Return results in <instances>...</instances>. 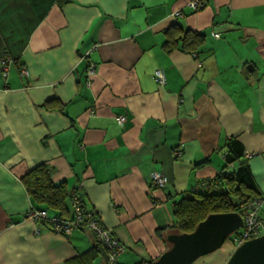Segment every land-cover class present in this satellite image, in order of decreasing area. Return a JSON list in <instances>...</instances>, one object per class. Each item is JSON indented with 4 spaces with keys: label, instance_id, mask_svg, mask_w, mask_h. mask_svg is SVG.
I'll return each instance as SVG.
<instances>
[{
    "label": "crops",
    "instance_id": "obj_1",
    "mask_svg": "<svg viewBox=\"0 0 264 264\" xmlns=\"http://www.w3.org/2000/svg\"><path fill=\"white\" fill-rule=\"evenodd\" d=\"M190 1L0 0V60H18L7 76L0 68V264H81L95 253L89 229L64 236L25 217L39 204L23 177L40 164L69 192L80 186L126 246L115 264H147L170 247L174 202L219 174L230 137L264 194V0L196 11ZM176 27L205 36L198 55L169 42ZM227 260L224 249L202 263ZM90 264L108 263L98 251Z\"/></svg>",
    "mask_w": 264,
    "mask_h": 264
},
{
    "label": "trees",
    "instance_id": "obj_2",
    "mask_svg": "<svg viewBox=\"0 0 264 264\" xmlns=\"http://www.w3.org/2000/svg\"><path fill=\"white\" fill-rule=\"evenodd\" d=\"M176 28L175 30L167 31L169 42L173 43L177 40H182L185 50L190 51L194 55H198L199 47L205 36L199 32L184 31L179 27ZM178 31H182V35L174 37L175 33ZM7 59H9V61ZM3 60H7L10 64H18V60H15L10 55H5L0 60L2 72ZM22 66L24 65H19V74ZM245 156V148L237 137H230L226 140L224 152L225 164L223 169L214 179L203 181L206 183V187L190 190L182 194L180 198L174 202V222L169 227L171 231L176 233H190L194 231L197 225L206 219L208 215L222 212H241L240 205L242 203L263 195L257 190L256 183L250 167L247 164V160H245ZM23 182L33 200L39 204V206H35L36 208L59 211L60 213L57 215L71 217L73 212L72 203H70L72 202V192H69L65 183L62 182L57 184L52 180L50 169L46 165L40 164L31 169L23 177ZM200 184L201 183H199V185ZM76 188L78 189V187ZM81 190L82 188L78 189L77 192L81 198L83 208H86ZM67 211L71 213L69 216L64 215ZM89 211L93 215H96V212L93 210ZM233 250V244L228 246L227 259ZM94 251L95 253H98V251L102 252L108 263L107 249L98 240ZM91 252L89 251L83 254L82 259H80L81 264H90L92 255L95 254ZM207 256L201 257L193 264H201ZM152 263L153 261H150L147 264Z\"/></svg>",
    "mask_w": 264,
    "mask_h": 264
},
{
    "label": "built area",
    "instance_id": "obj_3",
    "mask_svg": "<svg viewBox=\"0 0 264 264\" xmlns=\"http://www.w3.org/2000/svg\"><path fill=\"white\" fill-rule=\"evenodd\" d=\"M206 3V0H191L189 6L193 10H199ZM181 15V10L176 12ZM219 37V33L213 34ZM9 61V59H7ZM7 60L2 61V69L4 75H7L10 63ZM22 76H28L29 71L25 66L20 69ZM95 74V65L89 66L88 75L91 77ZM155 79L160 85H165L167 82L166 73L164 70H157ZM126 117L124 115L116 116L119 124H123ZM175 154L179 156L180 150H175ZM153 185L164 187L166 179L161 171L155 170L152 174ZM206 187V183H201L197 188ZM78 189H81L78 186ZM78 189H73L72 192V215L71 217H63L57 214H51L49 210L43 208L32 207L27 213L26 218L33 220L37 224L48 225L52 231L64 236L71 235L77 229H89L96 239L107 249L108 264H115L119 255L126 251V246L119 241L113 230L105 226L97 215H93L89 210L83 208L81 198L78 195ZM264 205V194L251 199L240 205L241 214L243 216V225L238 230L233 232L229 238L234 246V249L244 242L257 238L264 234V216L261 211ZM41 230L38 228L36 234L39 235Z\"/></svg>",
    "mask_w": 264,
    "mask_h": 264
},
{
    "label": "water",
    "instance_id": "obj_4",
    "mask_svg": "<svg viewBox=\"0 0 264 264\" xmlns=\"http://www.w3.org/2000/svg\"><path fill=\"white\" fill-rule=\"evenodd\" d=\"M243 222L237 211L212 213L190 233H170V247L152 264H193L219 250ZM225 264H264V234L236 247Z\"/></svg>",
    "mask_w": 264,
    "mask_h": 264
},
{
    "label": "rangeland",
    "instance_id": "obj_5",
    "mask_svg": "<svg viewBox=\"0 0 264 264\" xmlns=\"http://www.w3.org/2000/svg\"><path fill=\"white\" fill-rule=\"evenodd\" d=\"M262 214L264 215V208L262 209ZM232 245V242H231V240H230V238H228L227 240H226V242L224 243V245H223V247L222 248H220L219 250H217V251H215L213 254H218L219 252H221L222 250H226L227 248H228V246H231ZM207 256V255H206ZM209 256H210V254H209ZM230 257V256H229ZM200 259V258H199Z\"/></svg>",
    "mask_w": 264,
    "mask_h": 264
}]
</instances>
